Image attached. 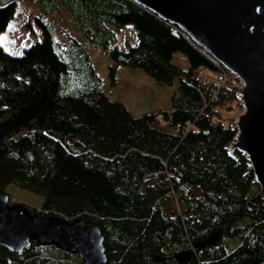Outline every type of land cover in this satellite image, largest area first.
I'll use <instances>...</instances> for the list:
<instances>
[{
  "label": "trees",
  "instance_id": "16d2710c",
  "mask_svg": "<svg viewBox=\"0 0 264 264\" xmlns=\"http://www.w3.org/2000/svg\"><path fill=\"white\" fill-rule=\"evenodd\" d=\"M49 1L45 13L58 6ZM78 1L91 12L84 33L103 46L134 25L137 43L109 54L173 82L170 109L135 114L109 98L84 42L73 38L60 53L39 20L44 37L21 53L0 44V188L19 182L42 195L37 205L23 201L31 211L97 225L108 264H264V193L258 205L250 201L257 184L246 158L225 147L234 130L223 110L240 107L236 77L134 0ZM14 5L0 0V30ZM174 50L187 68L171 60ZM219 228L214 243L195 247ZM183 250L192 251L179 260ZM67 262L82 264L53 244L0 246V264Z\"/></svg>",
  "mask_w": 264,
  "mask_h": 264
},
{
  "label": "water",
  "instance_id": "95a60500",
  "mask_svg": "<svg viewBox=\"0 0 264 264\" xmlns=\"http://www.w3.org/2000/svg\"><path fill=\"white\" fill-rule=\"evenodd\" d=\"M183 31L238 82L239 109L229 126L234 130L225 144L227 153L246 158L257 189L250 201L259 204L264 193V0H134ZM231 222L228 220L227 225ZM221 228L203 243H214ZM34 240L75 252L82 264H108L103 234L82 216L38 214L20 202H10L0 188V246L21 251ZM192 250L174 255L189 258Z\"/></svg>",
  "mask_w": 264,
  "mask_h": 264
},
{
  "label": "rangeland",
  "instance_id": "374dc122",
  "mask_svg": "<svg viewBox=\"0 0 264 264\" xmlns=\"http://www.w3.org/2000/svg\"><path fill=\"white\" fill-rule=\"evenodd\" d=\"M57 1L58 6L45 13L44 8L49 5V0H15L13 15L0 30V44L11 53H21L24 46L44 37V29L39 22L42 20L49 28L54 48L58 52L62 53L61 46L65 47L73 38L84 42L90 61L109 98L122 101L135 114L170 109L173 82L158 81L140 66L115 61L109 54V49L113 46L126 48L128 43H137L136 29L131 22L118 31L116 42L103 46L84 33V29L92 25L88 9L83 11L78 0ZM171 60L182 68L189 65L187 56L181 50L172 51ZM71 88V83L60 85L64 93L71 92ZM233 110L234 108L224 109L223 112L233 116L238 109ZM4 190L9 194L10 201L16 199L22 204L24 201L29 205H37L42 199L40 193L22 187L19 182H9ZM255 190L252 189L250 193Z\"/></svg>",
  "mask_w": 264,
  "mask_h": 264
},
{
  "label": "built area",
  "instance_id": "2783aa9c",
  "mask_svg": "<svg viewBox=\"0 0 264 264\" xmlns=\"http://www.w3.org/2000/svg\"><path fill=\"white\" fill-rule=\"evenodd\" d=\"M225 78V73H219L218 76H217V79L218 80H223Z\"/></svg>",
  "mask_w": 264,
  "mask_h": 264
},
{
  "label": "bare ground",
  "instance_id": "6f19581e",
  "mask_svg": "<svg viewBox=\"0 0 264 264\" xmlns=\"http://www.w3.org/2000/svg\"><path fill=\"white\" fill-rule=\"evenodd\" d=\"M226 73V72H225Z\"/></svg>",
  "mask_w": 264,
  "mask_h": 264
}]
</instances>
